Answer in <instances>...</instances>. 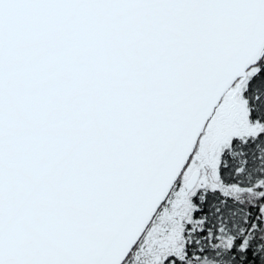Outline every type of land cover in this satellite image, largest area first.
Instances as JSON below:
<instances>
[{"label": "snow or ice", "instance_id": "6c2138e0", "mask_svg": "<svg viewBox=\"0 0 264 264\" xmlns=\"http://www.w3.org/2000/svg\"><path fill=\"white\" fill-rule=\"evenodd\" d=\"M0 264H264V0H0Z\"/></svg>", "mask_w": 264, "mask_h": 264}]
</instances>
